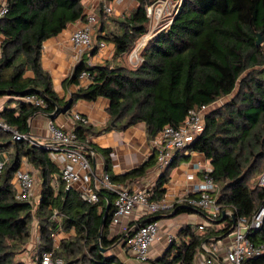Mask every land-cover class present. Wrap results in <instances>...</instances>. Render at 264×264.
Wrapping results in <instances>:
<instances>
[{"label": "trees", "instance_id": "1", "mask_svg": "<svg viewBox=\"0 0 264 264\" xmlns=\"http://www.w3.org/2000/svg\"><path fill=\"white\" fill-rule=\"evenodd\" d=\"M152 1L138 0V7L120 19L100 13L97 37L115 44L114 59L128 54L146 34L150 20L145 6ZM7 4L8 12L0 17V35L4 36L0 98L9 95L18 99L16 107L7 105L0 111V119L21 134H30L29 122L40 111L53 116L70 113L79 100L104 97L110 101V120L102 131L143 124L152 140L165 126L182 125L189 110L211 106L238 89L232 100L206 114L201 134L176 153L149 191L151 200L164 199L170 170L187 161L190 152L204 153L218 185L213 194L221 207L218 216L209 218L199 205L190 203L199 200L200 194L195 193L176 200L171 208L145 222L158 221L159 214L200 211L215 226H183L168 249L149 258V264H194L206 241L227 236L233 232L234 222L250 220L264 205V186L250 184L254 176L264 172V0H181L170 25L148 41L139 66H111L110 61L91 66L84 56L64 87L79 84L83 71L90 72L92 82L80 86L68 101L56 93L51 75L42 66V46L84 18L83 0H7ZM110 21L119 25L111 29ZM259 35L262 44H257ZM97 49L94 47L92 54ZM28 71L33 77L26 76ZM28 95L42 98L45 106L22 100ZM75 130L90 156L93 151L103 157L105 173L114 183L144 176L157 161L154 153L126 175H115L112 149L89 144L88 134L93 132L89 124L77 122ZM4 151L8 160L0 179V264H23L16 253L28 244L35 218L44 240L41 255L54 252L53 234L64 230L70 236L63 238L54 252L63 264H125L111 252L115 245L124 243L123 234L110 236L113 191L101 188L98 203L83 200L78 190L68 189L61 179L54 183L59 169L49 149L16 140L13 132L0 128V152ZM24 159L40 174L42 190L37 207L15 198L13 178ZM219 223L226 224L217 228ZM136 228V224L129 225L127 234ZM247 236L254 245L264 243V221ZM244 264H264V254L248 258Z\"/></svg>", "mask_w": 264, "mask_h": 264}, {"label": "built area", "instance_id": "2", "mask_svg": "<svg viewBox=\"0 0 264 264\" xmlns=\"http://www.w3.org/2000/svg\"><path fill=\"white\" fill-rule=\"evenodd\" d=\"M170 0H154L145 6L147 16L152 22L158 23L163 15L165 4ZM179 0V4H180ZM84 18L79 20V25L70 36V42L75 50V61L80 62L83 57L91 52L95 47L94 34L97 31L100 13L106 16L115 14L117 6L126 9L137 7L138 0H83ZM178 4V5H179ZM8 12L7 0H0V17ZM171 23V20H170ZM140 43V42H139ZM102 45V44H101ZM142 48V47H141ZM140 45L131 54L130 59L135 57V65L139 66L143 58L138 56ZM79 77L91 78L89 71H83ZM25 102L34 103L36 106L44 107L45 102L36 95L22 97ZM211 110V106L204 105L198 109L189 110L184 123L180 126L167 125L153 139L152 146L157 154L156 165L159 170L165 171L177 152L186 149L201 134L205 126V116ZM75 123L90 124V119L82 114L73 113ZM0 128L13 132L16 140H28L49 149L52 161L59 169V175L54 177V183L61 179L66 187L75 188L81 198L89 203L99 202V190L106 188L115 193L114 213L111 227H118L119 234H123L122 241L128 250L138 259L139 262H147L150 258V247L158 239L159 224L157 221L144 222L138 224L134 233L129 235V224L126 222L136 210H141L145 216H153L162 210L171 208L173 203H168L164 199L153 201L150 199V189L129 188L123 183H114L110 176L104 173L102 176L94 170L90 151L79 143L77 133L74 128L66 129L58 126L52 121L49 123L51 135L50 144H39L34 141L30 134H21L14 130L7 122L0 119ZM91 154H95L91 151ZM5 159H0V179L3 173L4 164L8 160V153L4 152ZM203 174L202 182L196 188V193L200 194L198 201L189 200L192 204H197L203 209L209 218H215L220 213L221 207L217 203V198L213 195L218 185L211 175L213 166H200ZM35 178L32 170L28 168L24 161L13 178L15 198L17 201H31L35 189ZM259 186H264V172L259 176ZM264 221V205L252 216L250 220L240 219L235 224L233 234L234 241L227 251L228 264H244V261L251 257L264 254V243L254 245L247 234L252 229L261 227ZM203 228V226H200ZM53 252H45L41 256V264H63V259L54 261ZM194 264H211V260H197Z\"/></svg>", "mask_w": 264, "mask_h": 264}, {"label": "crops", "instance_id": "3", "mask_svg": "<svg viewBox=\"0 0 264 264\" xmlns=\"http://www.w3.org/2000/svg\"><path fill=\"white\" fill-rule=\"evenodd\" d=\"M126 9L125 7L117 6L115 14L116 19L136 8ZM138 7V6H137ZM111 29H114L119 24L113 21L109 22ZM79 25V21L70 24L65 30L56 36H53L43 42L42 46V66L51 75L53 87L60 98L68 101L72 94L78 90L80 86H87L92 82V78L79 77V84H71L67 88L64 87V81L68 78L78 63L75 61V50L70 42V36L75 28ZM105 33V32H104ZM4 41V36L0 35V53L1 46ZM102 44V45H101ZM97 47L96 54L88 56L87 63L91 66L101 65L106 62L111 63V66L124 65L127 60L125 56L114 59L115 44L105 40H99L96 37L94 41ZM139 45V44H138ZM143 47V46H142ZM33 72L28 71L26 76L33 77ZM18 97L4 96L0 98V111L5 106L16 107ZM110 101L104 97H100L95 101L79 100L73 106L70 113H61L56 116L48 115L42 111L36 113L29 122V133L32 139L39 144H50L51 135L49 123L52 121L58 126L66 129L76 127L73 119V113L82 114L90 119V126L93 129L91 134H88L89 144L101 148H111V163L113 173L115 175H126L131 170L141 166L145 161L156 153L152 146V140L148 138L143 124L131 126L125 129L114 128L108 131H102L109 120L108 112ZM66 106L64 111L66 112ZM91 145H89L90 148ZM5 152V151H4ZM1 153V152H0ZM187 154L189 152H186ZM190 157L187 161L180 163L169 172V180L165 184L166 194L164 200L168 203H173L176 200L195 194L196 188L201 184L203 174L200 166H211V161L208 160L204 153L193 151L190 152ZM0 159L2 157L0 156ZM90 160L94 170L99 175L105 173L104 159L99 153L90 156ZM24 163L27 167H32L25 159ZM164 172L159 170L156 163L149 168L144 176L137 178H128L123 184L129 188H146L152 189L158 179ZM163 200V199H162ZM173 213V212H172ZM230 213V211H228ZM157 216L159 224L158 239L150 247V259L161 256L170 246L173 239H176L180 229L185 225L210 227L211 224L205 215L200 211L182 212L178 214H159ZM148 216H145L141 210L136 212L126 219V222L131 224H140L146 221ZM226 223L216 224L217 228H221ZM119 234L118 227H110V236ZM234 241V234L230 232L227 236H220L210 242H205L204 249L200 250L195 258L197 260H211V264H228L227 251L231 243ZM112 253L116 254L125 264H149L148 262H139L138 259L131 253L124 243L117 244L111 249Z\"/></svg>", "mask_w": 264, "mask_h": 264}, {"label": "rangeland", "instance_id": "4", "mask_svg": "<svg viewBox=\"0 0 264 264\" xmlns=\"http://www.w3.org/2000/svg\"><path fill=\"white\" fill-rule=\"evenodd\" d=\"M178 4H179V1L170 0L167 4H165L161 20L158 23H156L155 19L152 20V22L149 21V23L147 25L148 30L146 32L147 35L149 34V39L147 40L146 44L142 48L140 47L142 50H140V53H139L138 56L141 57V53H142L143 49L146 47L148 41L159 30L164 29V28H166L167 26L170 25V20L172 19V16L176 13L177 8L179 6ZM100 24H101V22L99 20V22H98V24L96 26L97 31L94 34V41H95L96 37L99 34ZM145 35L142 36L141 38H139L136 41V43L132 47L131 51L128 54H126V56H125V59L127 60L126 64L129 65L130 67H137L135 65V63H134L135 62V57H133L132 60L130 59V57H131V54L133 53V51L138 46L139 42L141 40L143 41L147 37V35H146V37H145ZM237 90L238 89H236L233 94H231V95H229L227 97H223V98L219 99L216 103L211 105L212 106L211 109L214 110V109H216L218 107H221L222 105H224L225 103L229 102L230 100H232L235 97V95L237 94ZM0 156L2 157V160L5 159L4 152H1ZM28 168H30L32 170V174L34 175V178L36 180L35 189L33 191L32 197H31V202H33L35 207H37V205L39 203L40 193H41V190H42V182H41V178H40L39 172L36 169H34L33 167H28ZM261 174L259 173V174H257L256 176H254L251 179L250 184L252 186H255L258 183V179H259V176ZM69 236H70V234L65 232L64 230L58 231V232L53 234V248H54V252H55V250L58 249L60 241L63 238H68ZM43 241L44 240L41 237V232H40L38 220H37V218H35V220H34V222L32 224V235H31V238H30L28 244L25 245L24 247H21L20 250L16 253V259L18 261H20V262H23V264H39V262L41 261V256H42L40 250L43 248L42 245H41V242H43ZM54 252L52 253V259L54 261H56V260L60 259V257L56 256Z\"/></svg>", "mask_w": 264, "mask_h": 264}, {"label": "water", "instance_id": "5", "mask_svg": "<svg viewBox=\"0 0 264 264\" xmlns=\"http://www.w3.org/2000/svg\"><path fill=\"white\" fill-rule=\"evenodd\" d=\"M262 43V37L259 35V38H258V40H257V44H261ZM68 108V106L65 108V109H67ZM53 115V114H52ZM109 204L107 205V209L109 208ZM173 214H175L174 212L172 213V215ZM233 217V219L235 218V215H233L232 216ZM145 221H143L142 223H144ZM142 223H140V224H142ZM235 223L236 222H234V224H233V230H234V227H235Z\"/></svg>", "mask_w": 264, "mask_h": 264}, {"label": "bare ground", "instance_id": "6", "mask_svg": "<svg viewBox=\"0 0 264 264\" xmlns=\"http://www.w3.org/2000/svg\"><path fill=\"white\" fill-rule=\"evenodd\" d=\"M146 35H145V37H146ZM148 39H149V34L147 35V37L143 41L141 40L142 42L140 41V43H141V44L139 43L140 47L144 46L146 44V42H147Z\"/></svg>", "mask_w": 264, "mask_h": 264}]
</instances>
